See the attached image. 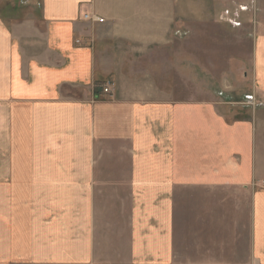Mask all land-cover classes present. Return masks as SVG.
<instances>
[{"label": "crops", "instance_id": "obj_1", "mask_svg": "<svg viewBox=\"0 0 264 264\" xmlns=\"http://www.w3.org/2000/svg\"><path fill=\"white\" fill-rule=\"evenodd\" d=\"M220 1L0 0V264H264V1L249 110L158 59Z\"/></svg>", "mask_w": 264, "mask_h": 264}, {"label": "rangeland", "instance_id": "obj_2", "mask_svg": "<svg viewBox=\"0 0 264 264\" xmlns=\"http://www.w3.org/2000/svg\"><path fill=\"white\" fill-rule=\"evenodd\" d=\"M263 1L226 0L227 6L216 8V14L219 13V18L225 22L223 26L216 23L198 25L194 37L190 39L186 38L185 32H179L171 51L167 49L160 58L157 57L164 61V66L175 63L168 77L178 80L179 85L172 87L176 98H221L231 103L233 109L228 111L233 116L250 109L251 104L247 100L252 95L251 51L255 23L262 13ZM152 59L144 66L150 67ZM213 234L215 237L208 242L211 247L203 250L207 253L206 257L211 258L212 262L208 264H220L215 261L219 258L218 254L210 252L218 248V233ZM191 250L193 247H189L184 236L178 241L175 264H194L188 262V257L192 258L189 255Z\"/></svg>", "mask_w": 264, "mask_h": 264}, {"label": "built area", "instance_id": "obj_3", "mask_svg": "<svg viewBox=\"0 0 264 264\" xmlns=\"http://www.w3.org/2000/svg\"><path fill=\"white\" fill-rule=\"evenodd\" d=\"M83 19L84 20H87V21H90V22H99V23H102L104 22V18H101L95 14H84L83 15ZM79 42V41H78ZM110 84L108 86H104L103 87V92L104 93H110ZM252 99V96L249 97V100Z\"/></svg>", "mask_w": 264, "mask_h": 264}]
</instances>
